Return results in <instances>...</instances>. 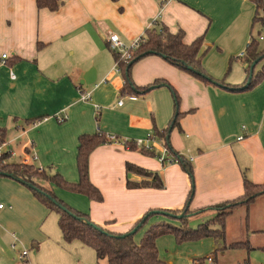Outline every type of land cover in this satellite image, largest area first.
<instances>
[{
  "label": "crops",
  "instance_id": "crops-1",
  "mask_svg": "<svg viewBox=\"0 0 264 264\" xmlns=\"http://www.w3.org/2000/svg\"><path fill=\"white\" fill-rule=\"evenodd\" d=\"M59 1V9L49 11L37 9L35 0H0V128L6 131L1 151L10 154L9 162L32 164L49 174H59L67 183H78V139L103 133L108 143L96 147L88 158V179L101 193L100 202L49 183L37 184L72 209L88 214L91 222L103 229L126 233L149 210L181 211L191 190L189 177L179 164L163 166L157 157L142 154V148L134 146L141 140L161 154L165 147L163 141L153 137L154 130L162 131L170 124L176 96L181 116L178 126L170 132L169 143L192 166L194 192L189 212L241 197L244 179L264 184V78L252 89L235 92L204 83L158 56H147L131 67L133 87L146 88L157 80L168 86L141 93L125 86L123 75L115 71L114 51L108 45V38L114 35L130 46L158 22L171 33L183 31L186 45L202 38L201 66L207 75L230 87L243 86L247 78L246 49L255 38L254 27H260L258 23L253 25L254 3ZM262 37L260 49L264 48ZM211 62L233 65L230 73L222 75V69ZM258 67L257 64L254 74L261 70ZM85 94L89 95L88 101L81 99ZM132 96L136 99L130 100ZM55 116L65 119L58 122ZM39 118L43 119L29 123ZM126 164L157 173L163 188L129 189L127 182L148 179L127 173ZM261 198L264 194L257 199ZM257 199L235 208L228 217L244 209L239 216L244 217L246 227L247 212ZM0 206V264H13L7 256L10 245H30L36 252L33 259L42 246L53 248L51 230L45 224L51 214L57 221L58 216L27 187L0 177ZM212 215V211L204 212L190 220L202 223ZM260 219L264 221V212ZM159 220L162 219L153 218L149 223ZM171 224L178 226L176 222ZM146 227L138 233L136 243ZM257 228L256 232L264 233V223ZM72 243L80 251L85 247L77 241ZM155 245L166 264H194L211 257L219 245L228 246L225 238L224 242L205 238L178 244L172 235L159 237ZM263 248L257 249L264 251ZM227 251L233 249L220 252L216 262ZM247 261L252 264L250 259Z\"/></svg>",
  "mask_w": 264,
  "mask_h": 264
},
{
  "label": "trees",
  "instance_id": "trees-1",
  "mask_svg": "<svg viewBox=\"0 0 264 264\" xmlns=\"http://www.w3.org/2000/svg\"><path fill=\"white\" fill-rule=\"evenodd\" d=\"M255 5V16L253 25L258 23L264 29V0H249ZM37 9H47L49 11H57L61 6L59 0H35ZM184 33L179 30L176 33H171L169 29L158 22L151 24L150 28L146 29L143 36L138 39L137 47L131 52L129 60H120L119 54L113 52V58L118 65L121 74L125 80L126 87H133L130 79L131 67L141 58L147 56H158L167 63L175 66L177 69L186 72L193 77L201 80L204 83L213 84L230 91H244L252 89L260 83L264 78V65L261 70L254 74L250 79L248 86L244 87L249 80V72L251 65L254 62L264 64V48L260 49L259 40L253 38L249 43L246 54L245 64L247 78L243 86H228L223 80H215L203 70L201 66V58L203 56L202 38L196 39L190 45L183 42ZM256 64V65H257ZM230 71V69H228ZM158 86H168L164 81H155L153 85L146 88H134L138 92L145 93L150 89ZM178 99L175 96V115L168 127L162 131L154 130L155 139L163 141V145L172 157L168 163L162 162V165L177 163L182 170L187 174L191 182V190L187 196L184 207L181 211L168 210H149L138 221H136L130 230L123 234H116L103 229L102 227L91 222L88 214L78 212L61 200L55 194L36 184L34 175H28L30 172L37 173V170L45 175L47 182L55 185L60 189L73 194H80L87 197L89 200H102V195L88 179V158L90 153L98 146L108 143V140L103 133L99 132L93 135H83L78 139L77 152V170L79 174L78 183L70 184L63 180L59 174H49L46 170H39L38 167L32 164L15 163L8 164L5 160L9 158V153H3L0 156V177L10 175L12 179H18L23 182V186L27 187L33 195L41 202L51 213L58 216V227L61 231L63 241L72 243L77 241L83 246L93 250L97 260H106L107 264H166L158 256V251L155 245L156 240L164 235H172L175 241L180 244L183 242L198 241L205 238H213L224 242L225 238V219L230 215L235 208L245 207L253 203L259 196L264 194V184L256 185L244 179L243 195L233 201L225 202L213 207L199 210L198 212H189V204L194 192V174L191 163L175 152L169 143V135L173 127L178 126V119L181 116L177 111ZM43 118L32 120L29 123H36ZM6 131L0 128V147L5 143ZM136 146V144H134ZM142 154L152 155L159 159L160 155L154 149L140 150ZM127 173H134L148 180H143L140 183L127 182L129 189L152 187L162 189L163 183L157 173H152L143 170L133 164H126ZM29 172V173H27ZM10 178V179H11ZM64 208V210L61 209ZM213 212V215L198 224L195 228H190L187 222L192 219V216L204 212ZM173 215L174 217L170 216ZM182 215L177 219L175 216ZM160 217L162 220L150 224V220ZM178 223L175 226L169 222ZM147 226V227H146ZM144 235L139 243H135L134 236L143 228ZM132 230H136L134 235L127 234ZM224 244V243H223ZM248 249V240L244 242L233 243L228 246H223L222 249H215L212 252V264H217V254L224 249ZM264 249V248H263ZM208 258V257H207ZM207 258H201L194 264H207ZM241 264H249L244 260Z\"/></svg>",
  "mask_w": 264,
  "mask_h": 264
},
{
  "label": "rangeland",
  "instance_id": "rangeland-1",
  "mask_svg": "<svg viewBox=\"0 0 264 264\" xmlns=\"http://www.w3.org/2000/svg\"><path fill=\"white\" fill-rule=\"evenodd\" d=\"M258 34H261L262 36H264V29L260 28L259 26H255L253 29L252 35L256 38ZM211 63L214 64L215 68L219 69L220 67V71L222 69L223 71L222 75H224L227 72L230 73L231 71L230 67L231 65H233L232 62H211ZM263 65H264L263 63H259L258 68L261 69ZM228 69H230V71H228ZM17 161L19 160L17 159ZM5 162L8 164H15V163L9 162L8 159H6ZM38 169L41 170L40 168ZM28 175H34L32 179H35L36 184L39 182L48 183L45 175L42 174L38 170H37V173L30 172ZM242 210L243 211H240L241 213L239 211H236L237 213L235 212V214L233 215L234 216L233 218H231V216L228 217L229 215L226 217L225 219V231H226L225 244L228 245V243L236 242V241L244 242L248 239L249 248L247 250L246 249H235L233 251H227L228 253L224 255L225 257L224 258L222 257L223 261L221 258H219V261L216 262L217 264H233L236 262L242 263L244 260H248V259L251 260L252 264H264V251L257 249L258 247L264 246V233L256 232V230L259 229L257 227L264 223V221L260 219L264 212V199L262 198L257 199V201L250 206L247 212L248 219L246 222L247 223L246 227L244 225V222H245L244 217L239 216L245 213L244 209ZM170 223H172V221ZM200 223H201L200 220H196V221L189 220L187 222V225L190 228H195ZM47 224L49 225L50 230H51L50 237H51V243L53 245V248L50 249L48 244L47 246H44V247L42 246L41 251L36 257V259H33L35 257L34 254L36 252L33 248H31L30 245L23 244L22 242L17 247H12V245H10L9 254L7 256L9 259L13 260L12 261L13 264H77L78 262H80L79 264H96V262H99L96 260L95 253L93 252L92 249L88 247H83L80 251L79 250L80 248L76 249L74 247L75 246L73 245L74 243H72L71 245H68L62 241L61 232L59 230L58 221L55 215L51 214L50 217L47 218L45 226ZM252 231H255V232L253 233ZM138 233L134 236V241ZM143 235H144V232L141 233L142 237ZM142 237L140 238V240L142 239ZM75 244L77 243L75 242ZM222 248H223V245L222 246L219 245L217 249H222ZM23 250L28 252V256L21 259L18 257V255ZM219 254L220 252H218L217 256ZM76 257L80 261L79 260L78 262L74 261V258ZM98 264H106V261L99 262Z\"/></svg>",
  "mask_w": 264,
  "mask_h": 264
},
{
  "label": "built area",
  "instance_id": "built-area-1",
  "mask_svg": "<svg viewBox=\"0 0 264 264\" xmlns=\"http://www.w3.org/2000/svg\"><path fill=\"white\" fill-rule=\"evenodd\" d=\"M259 40H263V37L260 36L259 37ZM108 45H109V48L111 50H113L115 53L119 54V58L120 60H129L130 58V54L131 52L137 47L138 45V40L135 41L134 43H132L130 46H126L125 44H123V42H121L116 36L114 35H111L109 38H108ZM244 56V54H241V57ZM5 55L2 56V59H5ZM115 71L117 72H120V69L118 67V65L116 64V67H115ZM81 99L83 101H88L89 100V95L88 94H85L81 97ZM130 100H135L136 98L134 96L132 97H129ZM118 105L121 106L122 105V101H119L118 102ZM58 122H63L65 117H60V116H55L54 117ZM242 138L239 137L238 140H241ZM136 146L138 147H141V148H145V149H151L150 146H146L144 145L143 141L141 140H138L135 142ZM2 155V151H1V147H0V156ZM171 160V157L169 156V153L168 151L166 150V148H163V151L161 152L160 154V157H159V161L162 163V162H166L168 163L169 161ZM168 161V162H167ZM0 208H2V206H0ZM12 247H15L14 245ZM27 256V252L24 250L22 251V253L20 254V258H25ZM207 264H212V258L209 257L207 258Z\"/></svg>",
  "mask_w": 264,
  "mask_h": 264
},
{
  "label": "water",
  "instance_id": "water-1",
  "mask_svg": "<svg viewBox=\"0 0 264 264\" xmlns=\"http://www.w3.org/2000/svg\"><path fill=\"white\" fill-rule=\"evenodd\" d=\"M256 64H257V62H254V63L251 65L250 72H249V80L247 81V83H246V85H245L244 87H246V86L249 85V83H250V79H251L252 76H253V71H254V68H255ZM3 176H4V177H7V178H11L10 175H3ZM11 179H12V178H11ZM13 180H15V181H17V182L23 184V182H22L21 180H18V179H13ZM61 209L64 210L63 207H61ZM170 216L174 217L173 215H170ZM181 217H182V215L175 216V218H177V219H179V218H181ZM135 233H136V230H132L131 232H129V233H127V234H124V235H121L120 237H124L125 235H134Z\"/></svg>",
  "mask_w": 264,
  "mask_h": 264
}]
</instances>
